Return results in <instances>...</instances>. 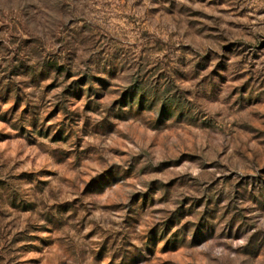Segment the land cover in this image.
<instances>
[{"label":"rangeland","instance_id":"1","mask_svg":"<svg viewBox=\"0 0 264 264\" xmlns=\"http://www.w3.org/2000/svg\"><path fill=\"white\" fill-rule=\"evenodd\" d=\"M0 264H264V0H0Z\"/></svg>","mask_w":264,"mask_h":264}]
</instances>
